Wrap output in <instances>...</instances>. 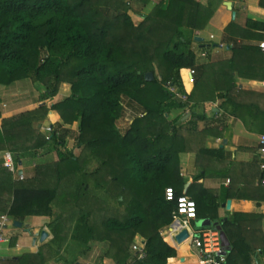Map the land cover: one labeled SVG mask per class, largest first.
I'll use <instances>...</instances> for the list:
<instances>
[{"label":"trees","instance_id":"16d2710c","mask_svg":"<svg viewBox=\"0 0 264 264\" xmlns=\"http://www.w3.org/2000/svg\"><path fill=\"white\" fill-rule=\"evenodd\" d=\"M153 1L0 0V85L30 79L42 85L43 101L58 95L62 84H70V95L51 107L43 104L2 120L0 153L11 151L19 163L25 153L47 149L56 153L57 160L36 166L30 178L18 179L0 158V217L7 214L24 223L31 215L51 216L58 197L64 207L72 201L79 215L74 225L58 215L50 222L49 243L36 253L9 257L0 264H46L44 249L69 239L87 246L96 239L109 241L118 264H168V258L177 255L161 233L177 207L175 200L165 197L168 186L176 196L190 195L198 216L211 219V227L221 225L232 246L226 264L249 259L239 224L243 214L221 218L217 197L199 185L204 174L184 192L187 182L181 173L186 139L179 124L205 66L196 74L191 93L188 74L183 72L200 71L192 48L194 32L205 27L214 8L198 0H156L148 10ZM130 11L142 16L139 24ZM260 28L264 30V24ZM149 71L154 73L152 80L145 78ZM168 84L187 98L175 95ZM125 98L142 114L134 116L122 133L117 121ZM52 112L61 121L50 124L47 137L38 125ZM203 118L191 115L185 120ZM75 122L78 131L73 134L67 125ZM72 135L75 147L68 146ZM72 182L74 188H68ZM112 196L123 208L108 210L112 214L101 220L92 218L95 206L107 205ZM136 234L145 241L142 259L131 252ZM76 262L75 258L69 264Z\"/></svg>","mask_w":264,"mask_h":264},{"label":"crops","instance_id":"0c3cea01","mask_svg":"<svg viewBox=\"0 0 264 264\" xmlns=\"http://www.w3.org/2000/svg\"><path fill=\"white\" fill-rule=\"evenodd\" d=\"M198 1L210 2L214 12L205 27L194 32V40L195 36L203 38L192 44L200 65L196 74L200 75L202 67L205 68L194 98L179 124L183 126L181 132L186 139V149L180 153L181 173L187 182L184 192L203 173L199 185L217 197L219 216L228 219L236 213L243 214L239 224L245 237L243 249L249 253V259L230 264H264V186L260 184L262 171L258 154L259 137L264 132V53L259 45L264 40V30L260 28L264 24V0ZM226 1L232 2L235 16L225 5ZM183 73L188 74V69ZM194 83L195 80L188 84L189 93L194 91ZM61 89L53 99L41 101L42 85L30 79L0 85V125L4 118L43 104L51 107L70 95V84L64 83ZM191 115H204V118L185 120L191 119ZM55 121H61L60 115L52 112L43 125ZM67 126L76 130L73 125ZM20 163L23 164V159ZM20 172L26 173L23 165ZM196 189L198 187L192 190ZM205 219L209 218L197 216L192 220L193 230L211 227L194 226L197 220ZM49 220V216L31 215L22 226H15L11 219L6 230L11 239L0 244V260L38 252L52 238L47 227ZM170 225L161 230L163 237L177 250L176 256L168 258V264H200V255L191 246L189 236L178 240V234ZM43 229L49 232V237L40 241L38 235L33 243L35 234ZM137 237L136 242H143L142 235ZM181 241H186L184 246ZM82 251L81 257V251H76L77 264H118L111 257L98 256V252ZM44 252L46 264H69L76 258L66 255L65 261H57L46 248Z\"/></svg>","mask_w":264,"mask_h":264},{"label":"rangeland","instance_id":"374dc122","mask_svg":"<svg viewBox=\"0 0 264 264\" xmlns=\"http://www.w3.org/2000/svg\"><path fill=\"white\" fill-rule=\"evenodd\" d=\"M155 2H156V0H154L149 5L150 7L148 8V10L151 9L155 5ZM201 3H203V4L206 5V4H208V1L206 3H204V2H201ZM130 14H131V16H132V18L134 20V23L136 25L139 24L142 21V19H143L142 16L139 15L138 13H136V12L130 11ZM195 77H196V73H195V76H194V80H195ZM61 88L63 89V84L61 85L60 89ZM140 111H141L140 110V107L136 103L130 102L126 98L124 99V111H123V115L117 121V127L119 128V130L122 133H124L127 130V128L129 127L130 121L134 118V116H136L138 114H142V112H140ZM174 116H175V113L173 112V114H171V117H174ZM43 123L41 125H38V126L40 127V130L43 133H45L47 135V137H49L51 126H50V124L47 125V126H44ZM76 123L77 122H75L74 124H72L76 128V130L75 129L73 130L74 132H77L78 131V123H77V125H76ZM74 142H75L74 141V135H72L71 137L68 138V146L75 147V143ZM46 150L47 149H42V151H39V153H37V154H34V151L31 150L30 152H27V153H25L22 156L23 164L19 162L18 166H19V168L20 167L22 168V165H23L26 168V173L24 174L25 175V178H30V177L34 176L35 171H36V166H38L40 164H43V163H50V162H53V161L57 160V155L55 154V152H47ZM80 151L81 150L79 148H75V152L77 154H79ZM2 152H6V151H2ZM33 162L35 164H33ZM93 162H95V161L93 160ZM94 166H95V163H92V165L90 166V169L91 168H94ZM68 188H74V182H72L69 185ZM98 194H99V196L102 195V193H100V192H98ZM59 199H60L59 197L56 198V200L54 202V206H53L54 213H53V215H51V216L44 215V216H49V218H50V220H49V222L47 224V227H48L49 231L51 232L52 238H53V233H52V230H51V227H50V222H53V220L58 215L62 214L63 216H66L67 219L69 220V222L72 225L75 224V219L79 216L78 213L77 214L74 213V210L73 209L75 207L73 206L74 203L72 201H71L72 205L70 204V206H68V204H67L64 207L62 205V203L60 202ZM112 208L113 209H119V210H121L123 208L121 205L118 204L117 197L116 196L110 197L109 203L107 205H105L104 203H102L99 206L98 205L95 206V209L93 210L92 218L96 217L97 220H101V219H103V217L112 214V213H108L107 212L108 210H110ZM10 219H11V217H10ZM200 222L201 221L197 220L196 223L194 224V226L199 227L200 226ZM9 227H11V225ZM9 233H6L5 234L6 238H9L10 237L9 236L10 235ZM138 235L139 234H136L135 238H138L137 237ZM13 237H16V236H12V238ZM52 238L47 243H49L52 240ZM135 238L133 239V242L131 244V252H132L133 255L136 254V250L137 249L135 248V246L138 244V242H136ZM10 239L11 238H9V240ZM76 249L81 251L80 257L82 256V253H83L82 250L87 249L86 253H88V250H89V252H92V253L95 251V253L96 252L99 253L98 256L101 254V255H105L107 257H111L113 260H115L112 257L113 251L110 248L109 241L99 240V239L90 241V243H89L88 246L85 245V244H81V243H78V242H75V241L69 239L64 245L63 244L59 245L57 243H53L51 245V249H49V250L47 249V250H48L49 255H51V257L57 259V261H65L64 258H66L65 257L66 255L69 256V257H71V256L72 257H76V259H78V257L76 256L77 255L76 254V251H77ZM129 258L131 259V257H129ZM132 258H133V256H132ZM224 264H226V262Z\"/></svg>","mask_w":264,"mask_h":264},{"label":"built area","instance_id":"2783aa9c","mask_svg":"<svg viewBox=\"0 0 264 264\" xmlns=\"http://www.w3.org/2000/svg\"><path fill=\"white\" fill-rule=\"evenodd\" d=\"M260 47L264 53V40L260 42ZM196 70L194 68L188 69L189 82L194 81V75ZM168 89L175 95L186 99L187 95L180 93L173 85L168 84ZM51 130V128H50ZM259 165L263 172L262 178H260V184L264 186V132L259 137L258 143ZM2 159V165L8 168L16 178L24 179L25 175L20 172L14 155L10 151L0 153ZM165 197L169 201L175 200L177 203L176 209L173 211V220L171 222V229L179 234L184 229L189 232L190 244L197 250L200 255V264H224L226 262V255H222L224 250L220 231L217 227H203L198 230H193L192 220L197 218V205L196 201L186 195L182 194L176 196L175 189L172 186H168L165 189ZM11 222L10 217L4 214L0 217V244L7 241L5 236L7 226ZM136 255L142 259L145 257V241L138 242L135 246Z\"/></svg>","mask_w":264,"mask_h":264},{"label":"water","instance_id":"95a60500","mask_svg":"<svg viewBox=\"0 0 264 264\" xmlns=\"http://www.w3.org/2000/svg\"><path fill=\"white\" fill-rule=\"evenodd\" d=\"M225 5L228 7V9L232 10L233 4H232L231 1H226ZM232 13H233V16H235L236 13H235L234 10H232ZM195 40L196 41H202L203 38L200 37V36H195ZM145 78H146V80H152L154 78V73L151 72V71L147 72L145 74ZM211 223L212 222H211L210 219H205V220H202L200 222V225L201 226H208V225L210 226ZM14 225L15 226H22V222L14 221ZM216 227L220 231L221 240H222V244H223V247H224L222 255H226L227 251L230 249V241H229L226 233L224 232V230H222L221 225H217ZM38 235H40V237H39L40 241H44L46 238L49 237V232L47 230L43 229V230L40 231V233L38 232L37 234H35V236L33 237V243H36ZM188 236H189L188 230L184 229L182 232H180L177 235V238H178V240H183L184 238H187ZM78 264H80V263H78Z\"/></svg>","mask_w":264,"mask_h":264}]
</instances>
